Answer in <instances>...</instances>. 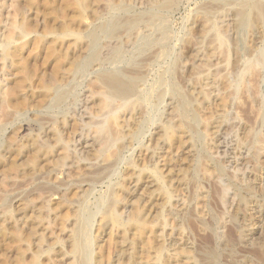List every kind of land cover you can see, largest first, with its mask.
I'll return each instance as SVG.
<instances>
[{
  "label": "rangeland",
  "instance_id": "374dc122",
  "mask_svg": "<svg viewBox=\"0 0 264 264\" xmlns=\"http://www.w3.org/2000/svg\"><path fill=\"white\" fill-rule=\"evenodd\" d=\"M83 1L88 4L78 10L70 0H0V39L4 32L23 26L29 32L24 41L46 47L53 38L45 33L66 29L88 36L113 20L145 17L132 37H100L108 70L145 60L143 66L140 62V88L125 100L112 101V111H106L120 112L121 117L113 137L106 140V151L113 155L105 179L91 186L72 185L62 202L36 191L38 184L71 185L68 168L100 162L81 160L77 147L86 140L87 151L98 148L89 146L94 137L89 123L100 118H93L95 113L90 120L85 101L96 68L83 79L74 93L77 101L70 105L75 112L67 115L71 119L75 114L69 124L78 129L75 136L68 130L65 137L77 164L51 172L49 164L50 170L11 178L12 184L10 178L5 180L0 264H28L33 258L39 264L79 263L83 255L73 254L71 245L83 213L93 217L78 233L79 243L88 250V264H264V0H237L221 7L218 0H182L164 17L153 10L156 0ZM117 44L122 54H115ZM42 49L27 48L25 64L43 67ZM132 101L136 111L124 113L123 106ZM45 113L30 108L16 114L2 140L14 137L27 146L29 140H42L34 121ZM62 114L56 110L49 115L60 119ZM116 149L120 152L115 154ZM25 194L30 200L24 210L16 202ZM104 199L117 201L114 212L122 225L104 226Z\"/></svg>",
  "mask_w": 264,
  "mask_h": 264
},
{
  "label": "bare ground",
  "instance_id": "6f19581e",
  "mask_svg": "<svg viewBox=\"0 0 264 264\" xmlns=\"http://www.w3.org/2000/svg\"><path fill=\"white\" fill-rule=\"evenodd\" d=\"M181 1L182 0H156L153 10L156 11L157 15L160 14L162 16L163 14L172 10L173 8L178 7L181 4ZM235 1H237V0H218V3H219V7H221V6H224L226 4H229V3H232ZM70 4L73 5L78 10H84L85 5H87L88 3L85 4L83 0H70ZM63 9L65 10V8H63ZM78 10H77V12H78ZM163 17H164V15H163ZM144 18L145 17H137V18L132 17V19L126 20L124 22L116 19V20H113V22H111V24H109L106 28H101V26H100L99 29L94 30L93 32L89 33L88 36H83L78 32L66 30V29L63 30L59 34L58 33H45L46 35H51L53 38L52 40L50 38V40H51L50 44L51 45H48L46 47L45 46L43 47L40 42L33 41L30 43V42L24 41L25 38L29 36V32L23 26L19 27L18 29L8 30L7 32H4V35L1 34L2 38L0 39V138L3 136V133L5 132L6 128L13 125V123L15 122L16 114H19L21 111H25L27 109L33 108L36 110H45L46 113L42 117L41 116L37 117L34 121L36 124L35 127H37V129L39 131L43 132V136L41 137L42 140H40V139L38 141L35 139L29 140V143L27 142L28 143V146H27V145H25L26 143L20 144V143H18L19 141L16 142V138H14V137H8L5 142L1 138V140H0V184L1 185L3 184V185L2 186L0 185V203L6 202V200L8 198V195L3 191L4 189L2 188L3 186L6 185L5 180L10 178L8 182L12 184V179H19V178L22 179L25 176H28L29 174L34 175V173H36V172L38 173V171H40L41 169L42 170L49 169L48 168L49 164H50L49 167H51V169H52V170L49 169L51 172V171H56L60 168H63L64 165L66 167V164H69V166H71V165H74V163H76V162H73L74 160L72 157L73 155H71L72 153L69 154V150L72 151V149H68V145H67L68 143H67V141H65V137L68 134V130H69V133L71 135L76 134V132H77L76 130L78 129V127L76 129L73 125L70 126V124H69V120H74L73 117L75 114L71 113L72 114V115H70L71 119H69L67 117V115H68L69 111H73V110H70V105H75V103L77 101L76 97H74L75 91L78 89V87H80L83 79H85L89 74H91L90 71L94 68H96V70L93 73L94 74V77H92L93 81L90 82L87 86V89H88L87 91H88L89 95H88V97H85V98H87L85 101L87 102L86 109L89 112V115L93 116V114L96 113V115H94L93 118H100L99 122L95 121L96 123L95 122L93 123L94 119L92 120V116H91V118L89 117L90 120H92V122L90 121V123H89V125L92 127V129H90V130H92V134L94 135V137L91 138L92 142L89 146L91 147V146L96 144L95 146L96 147L98 146V148L97 149H91V150L87 151L89 142H87L86 140L79 142L77 147H79V150H80L79 152L83 153V159H81V160H84V161L95 160V161H97L98 159H100V162H98V164H95L94 166L78 165L77 167L75 166L74 168H73V166L68 168L70 170H66V171H69L68 172V176H69L68 180L72 179L71 185H69V183H67V182H62V181L61 182L57 181L54 184H50V185L46 184V186H44L45 183L43 186L38 184V188L36 189V191L37 190L38 191L44 190L45 194H48V197L58 196L62 202H65V200H66L65 198L67 197L66 195L69 192V190H70L69 188L72 185L76 186V185L86 183L87 186H91V185L99 183L105 179L106 175L108 174V172L106 174V171H107L108 167L110 166L108 164V161L111 160L109 157L112 154V152H111V154H108L106 151V149H107L106 145H108V144H106V142L108 141L107 138L109 136H112V133H115L116 130L114 131V129H115L114 126L116 125L119 117H121L119 114L120 112H115V113L114 112H108L107 113L106 111H108L110 106H112L111 105L112 101L125 100V99H127V98H129V97H131L137 93V90L139 87L138 84H139L140 80L142 79L141 78V72H140V68H141L140 62L142 64V60L143 61H145V60L142 59L140 62H137L133 56V57H131L132 59H134L132 61V65L129 66L128 68H119V69H114V70H108V68L106 66L109 62V59L107 58V56H104V53H103V55L101 54L102 52H101V46H100V37H102V35H104V36L109 35L110 37H114L117 39L123 33H126V34H128V36L132 37L133 31L136 29V27L138 26V24L140 22L143 23ZM239 18H241V17L239 16ZM144 28L146 29V27H144ZM166 30H167V28H166ZM134 33H136V32H134ZM106 37H108V36H106ZM110 37H108V39H110ZM38 38L42 39V37H40V36ZM147 44H149V43H147ZM117 45L118 46L115 49L116 55L121 53V47L119 46V44H117ZM31 46H33V50H36L37 52L41 51V48H44V49H42V51L44 52V55H45V61H44L43 67H41L42 69L38 68L36 66L31 67L32 64L31 65H28L27 63L25 64L24 60L22 59L24 51H26L27 48H29ZM108 48H109V46H108ZM125 50L126 49H123L122 52L124 53ZM156 53H154V54H156ZM148 55H150V54H148ZM148 58L150 59L151 57L148 56ZM113 60H114V57H113ZM146 61H147V59H146ZM145 65H146V63H145ZM142 66H143V64H142ZM252 68L250 69L251 71H252ZM142 69H143V67H142ZM245 70H246V68H245ZM159 79H161V77ZM249 82H251V81H249ZM86 84H87V81H86ZM161 91H163V90H161ZM158 95H160V94H158ZM181 97H182V95H181ZM157 98H158V96H157ZM182 98H184V97H182ZM140 99L142 100V97H137V101H139ZM68 101H69V103H68ZM223 101H225V100H223ZM134 102H136V101H134ZM134 102L132 101L131 104L129 103V105L123 106V112L125 113V112H133L134 110L136 111L137 104ZM138 105H140V104H138ZM56 110L63 112L62 117L60 119L49 115L50 112H54V114H55ZM109 110H111V109H109ZM73 112H75V111H73ZM186 113H188V112H186ZM186 115H188V114H186ZM186 117H188V116H186ZM191 117H193V116H191ZM183 122H185V121H183ZM92 123L96 124V126L93 125ZM186 124L187 123H185V125ZM186 126H188V125H186ZM17 129H21V126L18 127ZM112 129L114 132L112 131ZM89 134H91V133H89ZM115 136L117 137V135H115ZM72 142H74V140ZM121 148L122 147H120V150H121ZM118 149H119V147H118ZM118 149L115 150V154L118 151L120 152V150H118ZM80 158H81V156H80ZM76 160H78V159H76ZM114 163H112V165ZM40 165H42V166H40ZM75 168H77V170H78V171L76 170L77 172L74 171ZM37 177H39V176H37ZM39 178H37V179H39ZM29 180H31V179H29ZM34 181H35V179H34ZM13 182H15V181H13ZM17 185L21 186L22 184L21 185L17 184ZM17 185H16V187H14L13 185L12 186L14 188H17ZM12 186H11V188H12ZM30 191L32 192V190H30ZM39 193H40V191H39ZM80 193H83V194L80 195V197H79V202H78L79 205L82 204V201L85 198L87 191L84 190ZM27 194H30L29 191ZM75 195H77V194H75ZM119 196L120 195L117 194L116 198H118ZM27 198H30V197H26V194H25L24 197H22L21 199H18L16 202V203H19L20 205H22L24 207V210L27 209L25 201L28 200V202H29V200H30ZM43 200L45 202V198ZM69 202H70V200H69ZM101 202L103 203V208H102V212H101L102 217L101 218H102V221H104V226H108L107 224H112L114 227H118V226L122 225L121 220L115 214L116 212H114L115 204L117 201L115 202V200L113 199V200H110L108 202V199H107V201H106V199H104ZM42 204L43 203H41L38 207H40ZM8 206L9 205L4 207L3 213L7 212ZM46 206H47V204H46ZM68 206H72V205H68ZM83 209H85V208H83ZM1 215H2V213H1ZM19 215H20V213H19ZM83 215H85V216H84V218H82V222L81 223L79 222L80 223L79 227L74 229L73 242L71 245V248H72L71 252L73 254L80 253L81 256L83 255V257L81 258L79 263L73 262L72 264H88V261H89L87 258H84V255H88V250L84 247V245H82L83 243L82 244H81V242L79 243L78 233L80 230V226L82 228L83 227L82 225L89 223L93 217L91 214L83 213ZM41 216L42 215H40L39 217L42 218L43 216L42 217ZM134 217L136 218V216H134ZM10 218L11 217H9V219ZM19 218H22V216ZM4 220H6V219H4ZM15 220L18 221V219H15ZM131 222H132V220H131ZM135 234H136V232H135ZM228 234H230V232ZM228 236H230V235H228ZM23 262L25 263V261H23ZM28 264H39V262H38L37 258H33Z\"/></svg>",
  "mask_w": 264,
  "mask_h": 264
}]
</instances>
